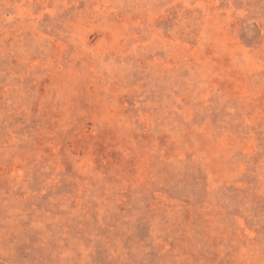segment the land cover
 Here are the masks:
<instances>
[{
  "label": "rangeland",
  "instance_id": "obj_1",
  "mask_svg": "<svg viewBox=\"0 0 264 264\" xmlns=\"http://www.w3.org/2000/svg\"><path fill=\"white\" fill-rule=\"evenodd\" d=\"M0 264H264V0H0Z\"/></svg>",
  "mask_w": 264,
  "mask_h": 264
}]
</instances>
